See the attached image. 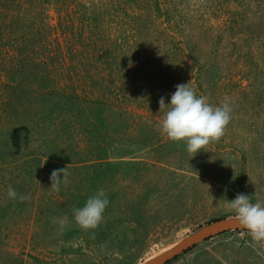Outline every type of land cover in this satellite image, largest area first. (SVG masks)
<instances>
[{
  "label": "rangeland",
  "instance_id": "374dc122",
  "mask_svg": "<svg viewBox=\"0 0 264 264\" xmlns=\"http://www.w3.org/2000/svg\"><path fill=\"white\" fill-rule=\"evenodd\" d=\"M188 82L232 104L195 157L157 126ZM100 189L104 219L81 230ZM240 192L264 201V0H0V264H139L235 216ZM172 264H264V243L227 231Z\"/></svg>",
  "mask_w": 264,
  "mask_h": 264
},
{
  "label": "clouds",
  "instance_id": "9594fccd",
  "mask_svg": "<svg viewBox=\"0 0 264 264\" xmlns=\"http://www.w3.org/2000/svg\"><path fill=\"white\" fill-rule=\"evenodd\" d=\"M176 91L171 93L170 103L165 102L162 96L159 99V112L163 117L158 128L170 141L184 142L186 151L195 157L208 144L218 141L225 132L231 120L232 104L225 96L219 105H212L207 97L198 96L196 90L188 83L177 84ZM67 165L52 169L49 175V190L58 193L61 184L68 183ZM7 195L10 199H19L21 202L31 197L19 195L9 186ZM225 200V207L235 213V218L247 230L253 242L264 243V201L252 203L247 194L237 193L234 199ZM109 200L103 189L91 196L82 208L73 209V218L76 225L84 231L96 229L104 219V212ZM66 219V218H65ZM64 220H61L63 226Z\"/></svg>",
  "mask_w": 264,
  "mask_h": 264
},
{
  "label": "water",
  "instance_id": "95a60500",
  "mask_svg": "<svg viewBox=\"0 0 264 264\" xmlns=\"http://www.w3.org/2000/svg\"><path fill=\"white\" fill-rule=\"evenodd\" d=\"M232 230H246L244 229L235 216H227L215 219L209 223L196 229L185 238L174 244L172 247L162 251L161 253L145 259L139 264H166L170 260L178 257L188 249L193 248L198 243L212 238L213 236L222 234Z\"/></svg>",
  "mask_w": 264,
  "mask_h": 264
},
{
  "label": "trees",
  "instance_id": "16d2710c",
  "mask_svg": "<svg viewBox=\"0 0 264 264\" xmlns=\"http://www.w3.org/2000/svg\"><path fill=\"white\" fill-rule=\"evenodd\" d=\"M214 220H215V219H214ZM212 221H213V220H212ZM246 231H247V230H246ZM188 250H190V249H188ZM188 250H187V251H188ZM187 251H185V252H187ZM185 252H184V253H185ZM184 253H183V254H184ZM178 257H179V256H178ZM178 257H176V258L170 260V261L167 262L166 264H172V263H174V262L178 259Z\"/></svg>",
  "mask_w": 264,
  "mask_h": 264
}]
</instances>
